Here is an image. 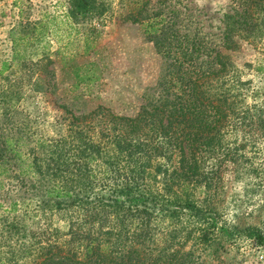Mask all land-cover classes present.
<instances>
[{
	"label": "trees",
	"instance_id": "obj_1",
	"mask_svg": "<svg viewBox=\"0 0 264 264\" xmlns=\"http://www.w3.org/2000/svg\"><path fill=\"white\" fill-rule=\"evenodd\" d=\"M227 3L216 11L213 54L197 14L128 10L124 19L163 55L183 45L175 70L141 95L134 114L62 105L50 133L35 130L42 113L18 109L53 92L55 58L27 54L44 48L45 25L11 28L9 58L0 60V264H229L223 254L246 242L264 246L262 228L226 214L222 175L230 164L246 199L264 188V61L252 65L256 86L229 54L263 35L264 0ZM96 8L95 0H68L66 15L88 26ZM176 21L189 30L176 33ZM88 38L79 62L58 58L72 89L100 77L97 62L83 56ZM43 70L50 83L39 88Z\"/></svg>",
	"mask_w": 264,
	"mask_h": 264
},
{
	"label": "rangeland",
	"instance_id": "obj_2",
	"mask_svg": "<svg viewBox=\"0 0 264 264\" xmlns=\"http://www.w3.org/2000/svg\"><path fill=\"white\" fill-rule=\"evenodd\" d=\"M95 3L98 7L95 11L100 13L95 14L88 27L87 24L83 23L84 26L66 15L68 0H0V60L9 58L11 28L19 22L38 21L45 25L42 42L44 48H29L27 54L45 53L55 58L48 66L55 73L51 78L55 84L53 92L46 98L47 101L36 103L22 100L18 105V109L32 117L37 118L42 113L36 131L50 133L49 124L56 118V113L62 110V105L75 113H85L96 104H102L115 113L132 115L141 102V95L156 92L157 83L168 78L169 73L175 70V66L171 64L175 63L173 56L184 54L179 51L183 45L176 41L168 53L171 54L170 57L163 55L154 41L144 37L138 23L124 19L123 16L128 10L142 8L141 17L156 11L163 16L171 8L197 14L198 29L209 33V54H213V32L218 14L216 11L228 4L227 0H95ZM90 26L95 28L93 35H90ZM173 28L179 34L183 30H189L187 25H181L179 21L173 23ZM85 36H93L94 39L88 38L90 47L86 50L88 53L83 55L84 59L97 62L100 77L92 84L79 85L72 89L69 79L58 70V58L60 55L73 54L74 60L79 62L82 59L79 54L83 51ZM248 41L241 42L239 48L229 54H232L231 59L241 72L240 77L250 79L251 84L257 86L261 80L253 72L252 65L264 61V32L259 39ZM54 50L58 54H53ZM179 61L180 59L177 64ZM48 77L49 74L43 70L37 83L39 88L50 83L46 81ZM258 152V157L264 156V144L259 146ZM222 175L228 205L226 214L237 213L236 220L239 224L249 223L264 230V188H258L255 195L252 194L246 199L244 186L234 178L230 164L224 165ZM260 248L262 246L246 242L240 253H226L223 258L229 264H259L254 255Z\"/></svg>",
	"mask_w": 264,
	"mask_h": 264
},
{
	"label": "built area",
	"instance_id": "obj_3",
	"mask_svg": "<svg viewBox=\"0 0 264 264\" xmlns=\"http://www.w3.org/2000/svg\"><path fill=\"white\" fill-rule=\"evenodd\" d=\"M254 256L256 262H258L259 264H264V246L257 250Z\"/></svg>",
	"mask_w": 264,
	"mask_h": 264
}]
</instances>
